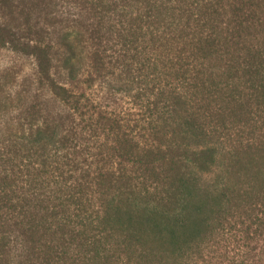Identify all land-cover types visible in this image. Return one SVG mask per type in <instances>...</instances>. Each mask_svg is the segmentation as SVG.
<instances>
[{
  "label": "trees",
  "instance_id": "obj_1",
  "mask_svg": "<svg viewBox=\"0 0 264 264\" xmlns=\"http://www.w3.org/2000/svg\"><path fill=\"white\" fill-rule=\"evenodd\" d=\"M225 236L264 264V0H0V264Z\"/></svg>",
  "mask_w": 264,
  "mask_h": 264
},
{
  "label": "rangeland",
  "instance_id": "obj_2",
  "mask_svg": "<svg viewBox=\"0 0 264 264\" xmlns=\"http://www.w3.org/2000/svg\"><path fill=\"white\" fill-rule=\"evenodd\" d=\"M122 99V102H127V98H122V97H116ZM121 102V103H122ZM236 241H234L233 236H225L223 237V239L221 241H219L218 244V250H217V254L220 256L219 259L217 260V263L220 264H227V263H231L233 261L237 260L236 257V248H237V244L235 243ZM221 248V249H219ZM222 254V256L220 255ZM224 262V263H223Z\"/></svg>",
  "mask_w": 264,
  "mask_h": 264
}]
</instances>
